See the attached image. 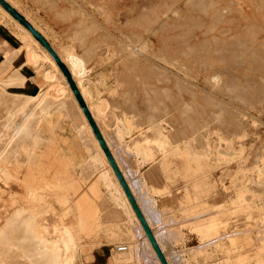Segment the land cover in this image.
Listing matches in <instances>:
<instances>
[{"label":"rangeland","instance_id":"1","mask_svg":"<svg viewBox=\"0 0 264 264\" xmlns=\"http://www.w3.org/2000/svg\"><path fill=\"white\" fill-rule=\"evenodd\" d=\"M10 2L49 39L63 60L72 51L85 59L87 73L83 80L92 85L95 95L97 92L109 102L112 111L119 116L124 113L134 115L138 127L134 126L128 134L120 124L126 139L120 144L131 146L133 141L147 135L145 130L150 124L158 126L163 120L169 121L172 125L168 124L167 131L174 144L184 145V140L194 139L190 150L198 154L204 153L211 145L228 157L236 158L229 165L234 170L243 162L244 172H237V176L247 174L252 178L251 187L264 207V0H135L125 1L126 5L125 2L115 5L117 0ZM1 10L0 26L8 29L9 33L5 35L11 45L18 46L0 55V154L16 147V142L10 139L13 128L33 106L25 107L26 98L20 93L19 81L15 79L17 63L14 58L19 52L22 32L14 19L2 15ZM134 48L140 53L132 51ZM37 51L42 54L40 49ZM30 67L44 74H51L53 70L48 59ZM58 82L61 84L62 80ZM63 99L67 101V112L65 109L61 112V127L58 129L61 137L54 149L59 148L57 153L62 157H75L68 175L84 181L80 191L83 193L96 180L101 167L88 159V155L94 152L88 136L86 142L92 147L90 153L84 150L79 135L70 127L80 114L67 91ZM20 107L25 108L21 111ZM65 136L72 140V150L62 142ZM41 138V147L45 151L50 144L44 128ZM19 153L17 157L8 156L5 162L9 175L18 173L20 177H0V184L4 182L9 190L0 185L7 192L0 187V217L5 220L15 212L14 198L17 195L25 197L32 184L38 186L39 191H44L40 185L56 182L61 169L57 155L52 157L45 153L43 157L38 154L27 157L21 151ZM1 158L6 157L0 155ZM157 159L147 163L152 161L146 162L141 157V169L148 182L157 189L153 190L149 185L164 217L174 216L183 220L185 218L182 217L189 212L195 217L201 216V210L210 211L207 205L224 207L234 195L233 189L227 191L230 179L220 180L221 172L216 167L210 175V180L215 183L208 196L191 199L187 188L195 178L184 179L178 174L173 180H168L163 168L157 165L160 157ZM1 165L5 166V163ZM100 187V196H94L98 217L103 224L99 229L96 226L80 229L75 200L71 199L69 203L71 215L66 217V223L74 225L76 234L75 264H122L120 253L128 250H120L118 246L124 243L128 246L129 242L135 241L129 216L121 205H116L108 188L103 184ZM47 202L41 211L52 207L53 212L45 211L38 217L41 222L48 217L44 219L47 223H56L65 207L53 197ZM193 206L201 210L193 211ZM215 207L211 209L212 213L218 210ZM208 212H202L205 213L202 217ZM191 223L181 227L179 238L183 240L170 241L168 246L173 251L185 250L184 254L192 264L219 263L217 258L223 254L211 257L208 262L202 254L193 256L187 253L203 238L195 229L197 223ZM6 224L0 225V264H44L35 249V241L22 238L21 230L14 232L9 226L13 221ZM216 226L219 225L209 227V231L215 233Z\"/></svg>","mask_w":264,"mask_h":264},{"label":"bare ground","instance_id":"2","mask_svg":"<svg viewBox=\"0 0 264 264\" xmlns=\"http://www.w3.org/2000/svg\"><path fill=\"white\" fill-rule=\"evenodd\" d=\"M125 1L134 2L135 0H117L115 5ZM126 4L127 3L125 2V5ZM0 8L2 9V15H8L13 18L17 28L22 32V35L19 38L21 40L18 47L19 52L14 58V62L17 63V74L15 75V79L19 81L20 93L26 98L25 107L33 104L31 110L26 113L24 119L15 124L13 128V134L10 136V139L16 142V147L14 146L15 148L11 151L6 149L0 154L1 156L6 157L0 159V177H2V179H17L20 177L18 173L16 175H9L6 171L7 162H5V159L10 155L17 157V155L20 154L19 151L27 157H32L37 154L43 157L45 153H50L52 157L57 155L58 160H56L59 162V168H61L58 171L56 182L49 184L43 183L40 185L44 191H39V187L32 184L30 186L28 185L29 187L27 186L29 190L25 197L17 195L18 197L16 196L14 198L16 205L14 214L8 220L0 217V225L4 223L8 224L10 220L13 221V224L9 225L10 228L14 232L21 230L23 232L22 238H32L33 241H35V249L37 250L38 256L44 260V264H75L76 234L73 228L74 225L72 226L69 222L66 223V217L71 215V207L69 203L71 199L75 200L78 209L77 212H79L77 224L80 229L85 230L92 226H96L99 229L103 224L98 217V205L94 196H100V185L103 184L110 191L112 199L116 202V205L118 204L123 207V211L127 213L129 216L128 219H130L132 223V228L130 229L133 232L135 238L133 240L135 241L131 243L129 242L130 245L125 249L128 250L126 253H120V258L123 262L122 264H163L86 114L84 113L65 73L61 70L59 64L45 45L1 3ZM22 49L23 54L21 55ZM37 49H40L42 54H40ZM133 50L140 53L135 48L132 49V51ZM42 59H48L50 61L53 68L52 73L44 74L41 71H36V73L32 74L31 71H29V65H34ZM64 60L70 67L73 76L97 120L117 162L127 178L138 203L143 209L148 222L164 250L169 263L192 264V260L189 261V259L186 258L185 250L173 251L168 246L170 241L173 243L178 239L183 240L179 238L182 234L181 227L192 222L197 223L195 229L203 238H200L199 245L191 248L188 247L189 249L187 250V253L190 252L193 256L202 254L204 259L208 260V262H210L209 260L211 257L221 256L223 254L221 257L223 260L217 258V260L220 261L216 264H230L231 262H233L232 264H264V207L257 199L258 194H256L251 187L252 178L250 179V176H247V174H244L242 177L237 176V172H244V166L242 165L243 162H240L238 168L234 170L230 168L229 165L232 160L236 158L228 157L227 154L222 153L211 145L208 146L204 153L198 154L193 153L190 150L191 140L194 139L184 140V145L174 144L167 131V126L170 122H167L166 120H163L158 126L150 124L145 130L147 134L145 137L142 139L138 138L135 141L131 140L135 142L132 147L123 144L127 146L125 148V146L120 144L121 142L126 141V139H124V133L121 131V127L124 126L123 128H125L126 133L128 134L132 131L134 126L138 127L134 115L124 113L122 116H119L115 111L110 109L109 102L105 98H102L96 91L95 95L92 85L83 80V77L87 73V69L85 65L86 61L82 56L75 53V51H72L69 52L68 58H64ZM59 80H62L61 84L64 86L58 82ZM48 82L50 83L48 84ZM66 91L78 108L80 114L79 119L74 120L70 124V127L79 135L78 137H80L85 146V151L90 153L92 147L94 148V152L91 153L90 156L87 154L88 157H90L88 159L101 167L96 180L91 183L90 187L83 193L80 191L84 181L81 178H73L68 175L75 157L72 155L62 157L57 153L59 148L54 149L55 146H58V140L60 139L59 136L61 135L58 132V129L61 127L59 122L60 117H62L61 112H63L64 109H67V101L63 99V95H65ZM18 95L20 96V94ZM24 108L21 109L20 107L21 111ZM43 128L48 135V144H50L45 151H43L41 147L43 144L41 130ZM150 132H152V135ZM86 135L88 136V141H91L92 147L87 145ZM62 138V142L68 145L67 148L72 150V148H74L71 145L72 140L70 141V138L67 136ZM119 144L122 146H119ZM228 144L226 146H228ZM132 153L141 155L146 162L156 161L158 160L157 158L160 157V166L163 168L168 180H173L178 174L184 179L195 178L193 183L189 184L191 187L189 186V188H187V194L191 199L197 200L208 196L215 183L212 182L213 180H210V175L216 167L221 172L220 180L224 181L226 178L230 179L231 182L228 186L229 190L227 191L233 189L234 195L227 201V205H224V207H221L223 205L215 207L212 204L206 206L208 210L209 208H218V210H216L217 214L216 212L212 213L211 209V213L210 211H205L201 206L203 210H201V208L200 210L202 212H208L205 217H202L205 213L203 214L200 210L201 216L195 217L193 216L194 213L191 214L188 211L189 215L182 217L185 218L183 220L181 218L177 219L174 216L164 217L163 212L158 209L156 200L152 195L154 191L153 193L150 192L152 188H149V184L146 183L141 174L139 169V166H141L139 157L136 156V158ZM44 159L45 158H43V160ZM4 163L5 166H2L1 164ZM49 166L51 167V165ZM0 185L6 187L4 182ZM6 190L9 191L7 187ZM6 190H4V192L7 194ZM75 195L77 196L75 197ZM7 197L10 196L7 195ZM50 197H53L58 203L65 207L63 215L56 223H47L45 220L48 217H45L46 219L43 218V222L39 219L43 212H53L54 208L52 207H47L46 210L44 209L45 211H41V209H43V204L45 202L48 203L47 201ZM203 204L204 208H206V204ZM192 209H194V206ZM195 210H197V208L193 211ZM11 211L12 210L9 212ZM199 211L197 210V212ZM50 214L51 213L48 215L49 217ZM213 215H217L216 219L213 218ZM202 218L205 219L203 220ZM47 221H49V219ZM202 223L205 227H203L204 225ZM201 224L202 226H200ZM214 224L219 225L216 226L218 227L217 229L215 228V230H213L215 233L209 231V229H211L209 227ZM204 228L209 229L207 231Z\"/></svg>","mask_w":264,"mask_h":264},{"label":"water","instance_id":"3","mask_svg":"<svg viewBox=\"0 0 264 264\" xmlns=\"http://www.w3.org/2000/svg\"><path fill=\"white\" fill-rule=\"evenodd\" d=\"M0 3L9 10L20 22H22L49 50V52L53 55L56 62L59 64L61 70L65 73L73 91L75 92V95L86 114L97 138L99 139V142L101 146L103 147L117 177L120 180V183L122 184L129 200L132 203L133 208L135 209L137 216L139 217L152 245L154 246L159 258L161 259L163 264H170L168 261V258L165 255L164 250L162 249L150 223L148 222L146 215L141 208L140 204L137 201V198L131 189V186L125 177L119 163L117 162L97 120L95 119L77 81L75 80L71 70L69 69L66 62L63 60L61 55L58 53V51L55 49L53 44L49 41V39L15 6L13 5L9 0H0Z\"/></svg>","mask_w":264,"mask_h":264},{"label":"crops","instance_id":"4","mask_svg":"<svg viewBox=\"0 0 264 264\" xmlns=\"http://www.w3.org/2000/svg\"><path fill=\"white\" fill-rule=\"evenodd\" d=\"M8 33H9V31H8L7 28H5V27H1V26H0V52H1L0 55H2V56H3V53H4V52H6V51H8V50H11L12 48L18 46V45H17V46H13V45H11V43H10V41H9V38L6 37V35H5V34H8ZM3 60H4V59H3ZM5 65H6V63H5ZM30 65H31V64H30ZM30 65H29V69H30L29 71H31L32 74H33V73H36V69L34 68L35 71H34V70H31ZM129 142H131V141H129ZM134 143H135V142H133V143L131 144V147L134 146ZM139 160H140V164H141V163H142V161H141V157H139ZM147 163H153V161H152V162H147ZM142 164H143V163H142ZM142 164H141V166H140V171H141V173H142L144 179L146 180L147 184L153 186L150 182H148L146 175L144 174L143 170L141 169ZM154 164H155V163H154ZM157 165H158V167L161 169L159 162H157ZM166 185H167V183H166ZM153 187L156 188L155 186H153ZM152 195H153V197L155 198L156 203H158V199L156 198V196H155L154 194H152Z\"/></svg>","mask_w":264,"mask_h":264},{"label":"built area","instance_id":"5","mask_svg":"<svg viewBox=\"0 0 264 264\" xmlns=\"http://www.w3.org/2000/svg\"><path fill=\"white\" fill-rule=\"evenodd\" d=\"M118 248L120 249V250H125V249H127V244H120L119 246H118Z\"/></svg>","mask_w":264,"mask_h":264}]
</instances>
